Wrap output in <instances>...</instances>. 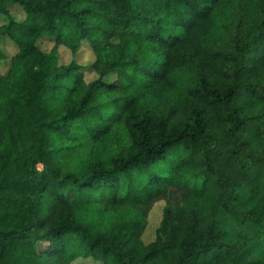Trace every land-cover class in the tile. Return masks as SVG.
<instances>
[{
	"label": "clouds",
	"instance_id": "clouds-1",
	"mask_svg": "<svg viewBox=\"0 0 264 264\" xmlns=\"http://www.w3.org/2000/svg\"><path fill=\"white\" fill-rule=\"evenodd\" d=\"M0 264H264V0H0Z\"/></svg>",
	"mask_w": 264,
	"mask_h": 264
}]
</instances>
